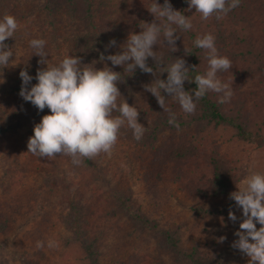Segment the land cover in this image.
<instances>
[{"label": "trees", "instance_id": "obj_1", "mask_svg": "<svg viewBox=\"0 0 264 264\" xmlns=\"http://www.w3.org/2000/svg\"><path fill=\"white\" fill-rule=\"evenodd\" d=\"M157 2L163 4L164 0ZM169 2L174 9L189 16L193 28L175 34L180 36L176 41V52H171L166 42L154 46L164 64L162 66L166 68L175 58L181 57L190 69L196 66L189 73L191 77L206 72V54L194 45L197 35L204 34H212L219 54L232 61L230 71L218 73V78L232 87L230 102L219 104L217 94L209 92L197 102L195 113L186 115L178 103L167 99L166 107L177 115L179 129L168 123L169 113L163 111L156 98L143 88L144 84L155 79H167V73H162L164 69L156 67L152 58H149L148 66L153 67L156 75L143 73L139 68L133 75L123 73L122 67H113L110 61H99L100 53L119 52V46L130 33L141 31L142 22H152L154 17L147 10L152 0H0V19L14 13L12 6L15 3L23 4L20 11L35 6L44 16L53 42L56 26L65 25L69 50L66 56H78L84 64L96 62L98 69L107 65L122 73L124 81L117 85L123 96L120 100L125 98L130 106L138 108V122L146 127V132L142 140L136 141L132 130L125 127L121 129L117 142L128 143L129 155L134 156L140 167L139 180L149 189L148 192H163L161 185L170 184L175 188L171 195L184 196L190 203L187 210L193 218L191 223L182 220L170 228L168 223L159 225L144 219L138 209H133L126 194L128 187L120 186L119 178L123 174L116 164L111 165L107 154L86 159L80 166H74L69 157L59 154L52 159L36 156L31 160L27 157L32 155L28 154L20 162L16 156L19 152L24 153L33 132L21 135L16 131L31 117L34 127L41 121L39 115H46L47 108L39 112L20 97L22 80L18 73L8 83L7 90L4 91L0 84V161L5 166L3 173L16 171L26 175L31 170H38L43 176L39 193L37 190L25 192L23 202L12 198L0 202V235L10 229L4 211L11 209L20 213L23 209L22 213L30 214L40 207V200L48 207L44 211L39 208L43 212L40 219L24 231L22 239L36 245L37 241H44L51 225L59 224L68 233L63 245L74 247L82 264H104L107 260L103 255H106L107 248L120 246L128 240L136 252L133 250L125 261L114 258L109 264H226L223 251L229 253L231 247L217 242V238L223 235L214 232L212 224L228 225L226 219H229L228 212L233 206L229 194L235 191L244 176L243 169L229 156L227 144H235L239 151L250 147L264 152V0H241L240 6L226 16L219 20L213 16L206 21L201 20L195 9L187 11L186 0ZM112 39L116 40L117 46L105 52V46ZM5 43L9 45L8 40ZM184 47L189 49V55L184 54ZM25 54L23 62L27 67L24 69L35 77L40 57L30 46ZM35 83L34 78L31 84ZM196 87L195 83L185 81L186 91ZM4 116L14 123L8 122ZM217 132L225 133L226 137L220 139L215 135ZM21 142L24 143L22 147ZM115 148L123 151L120 146L115 145ZM99 161L106 163L100 166ZM46 168H52L54 175H47ZM109 169L113 184L104 183ZM67 176L69 180L66 182ZM6 178L8 184L0 180L2 192L23 184L18 176L8 175ZM97 183L108 188L104 192L95 189ZM74 186L97 192L94 208L88 198L83 199L82 192L70 194ZM163 197L169 199V196ZM50 200L54 202L49 204ZM199 202H207L209 208L198 207ZM166 205L161 206L163 211ZM168 213L172 212L167 210L166 217ZM147 255H151V259L145 262ZM20 260L22 264H36L38 256ZM0 264H5L3 256H0Z\"/></svg>", "mask_w": 264, "mask_h": 264}, {"label": "clouds", "instance_id": "obj_2", "mask_svg": "<svg viewBox=\"0 0 264 264\" xmlns=\"http://www.w3.org/2000/svg\"><path fill=\"white\" fill-rule=\"evenodd\" d=\"M187 11L195 9L201 20H208L213 16L219 20L229 12L240 6L241 0H186ZM154 17L152 22H142L141 31L130 33L126 41L120 45L116 54L100 53L99 61H110L113 67L120 66L123 73L135 74L137 68L143 73L156 75L153 67L148 66L149 58L156 62V67L164 69L167 79H155L144 84L145 91L151 93L163 111L169 113L168 123L177 129L180 125L177 115L168 107L166 101L171 98L179 104L186 115L194 114L197 102L209 92L217 94V102H230L233 90L229 83L222 82L218 73L228 72L232 68V61L221 56L212 34L197 35L194 41L196 48L203 50L208 61V68L203 74L191 77V69L185 59L175 58L166 68L158 57L154 46L167 43L171 52L178 51L176 41L180 39V32L192 30L193 23L189 16L174 9L169 0L163 4L152 0L147 7ZM19 25L12 15H5L0 19V67L10 64L13 56L12 49L5 43L14 38ZM44 39H32L29 46L35 55L40 57L38 64L45 66L37 69L35 77L29 75L27 69H22L19 76L22 80L19 95L24 101L30 102L39 112L45 108L50 110L41 121L34 125L33 135L27 142L28 153L41 159H52L58 154L70 158L74 166H80L86 159L91 160L101 153L110 155L115 147L121 129L127 127L132 130L136 141L142 140L146 127L138 122L139 110L130 106L123 97L118 83L124 81L122 73L114 71L113 67L105 65L96 68L95 63L84 64L78 56L68 55L57 64H49L48 54L44 51ZM117 46L115 39L105 46ZM184 54L189 55V49L184 47ZM37 83L31 84L33 79ZM185 81L195 83L196 88L186 91ZM0 79V83H3ZM29 85L31 87L29 88ZM162 93H166L164 95ZM114 113L116 115H114ZM237 187L229 194L237 209L242 211V222L234 233L238 239L231 247L246 255L248 264H264V173L250 169L244 187ZM228 218L235 223L238 217L230 208ZM257 224L260 225L257 229ZM226 236L217 238L223 243ZM45 243L37 241L36 247L43 248ZM47 247L54 248L52 240L47 241Z\"/></svg>", "mask_w": 264, "mask_h": 264}, {"label": "rangeland", "instance_id": "obj_3", "mask_svg": "<svg viewBox=\"0 0 264 264\" xmlns=\"http://www.w3.org/2000/svg\"><path fill=\"white\" fill-rule=\"evenodd\" d=\"M20 1V0H19ZM23 5V4H22ZM22 5H18L15 3L12 8L14 13L9 14L16 18L18 21L19 28L14 34V38H9V47L13 51V56L10 58V64L8 67L2 68L0 70V79H3L2 89L5 91L9 86V82L11 79L15 78L18 73L24 68L27 67V63L23 62L25 59V52L27 50V46H29V41L32 39H44L46 41L45 45V52L48 54L47 59L49 60V64H57L63 58L67 57L66 54L69 52L67 48V36H66V28L65 25H57L54 36V42L50 38L52 34L50 28L45 23V18L43 14L33 6L31 9L29 7L23 8L21 11ZM34 5V4H33ZM23 14V17H19ZM39 60V59H38ZM45 67L42 65L38 66ZM38 68L35 70L37 71ZM9 78V80H8ZM9 83V84H8ZM4 94V93H3ZM46 114H50L49 110H46ZM43 115H39V118H42ZM4 118L11 123H14L13 120L7 119V116ZM33 118L31 117L27 123L22 126L18 127L19 134L23 135L26 132H33ZM23 122V121H22ZM220 139L225 138L226 134L217 132L215 134ZM24 143H20V147H22ZM117 146H120L123 151L119 152L118 148L112 150L111 154L113 156L106 155L107 160L112 161V164H116L117 167L121 170V184L122 187H128V194L130 201L133 204V209H138L137 211L142 215L144 219L151 223L157 222L159 225H164L168 223V227L174 228L173 226L179 224L180 221L184 220L187 223H191L193 220L191 212L187 210V205L189 206L190 203L184 199L183 195L173 196L171 195L172 191H174L173 185L170 184H162L161 189L163 192H153L146 188L141 181L139 180L140 174V167L134 156H130V148L128 147V143H116ZM228 145V154L229 156L235 161V163L243 169L244 176L243 179L237 183L238 187H244V183L247 177V174L250 169H254L257 172L264 173V152L256 149H252L248 147V149L238 150L237 146ZM23 149V148H22ZM225 150L226 148L223 147ZM24 153L20 152L16 156V158L21 162L25 157V155L31 154L28 153L27 146L24 147ZM32 155V154H31ZM36 157L32 155V157H27L28 159H33ZM0 161V180L3 179L4 182L7 184L9 183V179L6 176L11 175L12 177L16 178L17 176L22 178V186L19 185L13 190H6L2 192V187H0V202L3 203L8 199H20L23 202V198L25 192L30 190H37L36 193L40 192L38 189L39 182L42 178V173L38 170H31L26 175L18 173L16 171H11L14 173H3L5 169L4 163ZM106 162L99 161V165L103 166ZM64 166V164H63ZM47 175H54L52 168H46ZM112 169V167L110 168ZM104 176V183L113 184L114 182L111 181V170ZM57 174V173H56ZM2 180V181H3ZM69 180V176L65 178L67 182ZM104 184L97 183L95 189H98L102 192L105 191L108 187H103ZM82 186V184L80 185ZM80 186H74L71 191V195H75L78 192H82L83 199L88 198L90 204L94 208L95 204L97 203V192H91L89 189L85 190L80 188ZM159 188V189H160ZM160 189V190H161ZM173 189V190H172ZM237 190V187L235 191ZM75 192V193H74ZM165 193V194H164ZM94 194V195H93ZM163 196H169L168 200H164ZM38 204L40 207H37L32 213L24 214L23 209H21L20 213H15L11 209L4 211V214L8 217L10 229L6 231L3 235H0V256L5 258V264H22L20 260L22 257H30L33 255L38 256V260L36 264H82L77 253V250L74 247L67 248L63 245V239L65 236L67 237L68 233L64 231L63 227L59 224L51 225L47 231L46 236L43 242H45V246L43 248H37L36 245L32 244L31 242L22 239V234L26 231L29 227H31L37 220L40 219L41 214L40 212L43 208L46 209L48 205H46L43 201L38 200ZM54 202L50 200L51 204ZM233 202L232 210L235 212V215L238 217L237 221L233 223L229 219L226 227L220 226V224H212V229L214 232L226 236V240L222 243L223 246L231 247L234 240L238 239L234 235V233L239 228V223L242 222V211L237 209L235 206V202ZM167 204V205H166ZM64 205V203H63ZM164 211L161 206H164ZM82 205H79L81 208ZM162 209H158V208ZM198 207H202L203 209L209 208L207 202H199ZM10 208H14V206H10ZM41 210H40V209ZM167 210H170L172 213H168L166 217ZM175 214H174V213ZM178 218V221L176 220ZM209 218V217H208ZM173 222H171V221ZM176 220V221H175ZM81 221V220H80ZM260 225L257 224V229H259ZM152 238L149 239V241ZM52 240L55 242L56 247L49 248L47 247V241ZM133 242V241H132ZM118 244V243H117ZM136 252L133 249L131 241L123 242L122 245L116 247L107 248L106 255H103L104 260H107L104 264L111 263L114 258H118L121 261H125L127 256L131 255L132 251ZM117 251H119V255L115 256ZM223 256H225V263L226 264H248V257L242 254L239 250L233 249L231 247L230 252L227 253L223 251ZM151 259V255H147L144 261H148ZM110 260H112L110 262ZM166 264H170V262H166Z\"/></svg>", "mask_w": 264, "mask_h": 264}]
</instances>
